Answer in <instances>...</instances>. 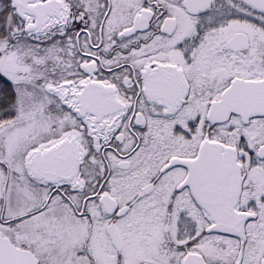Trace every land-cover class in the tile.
I'll return each instance as SVG.
<instances>
[{
	"label": "snow or ice",
	"instance_id": "1",
	"mask_svg": "<svg viewBox=\"0 0 264 264\" xmlns=\"http://www.w3.org/2000/svg\"><path fill=\"white\" fill-rule=\"evenodd\" d=\"M0 264H264V0H0Z\"/></svg>",
	"mask_w": 264,
	"mask_h": 264
}]
</instances>
